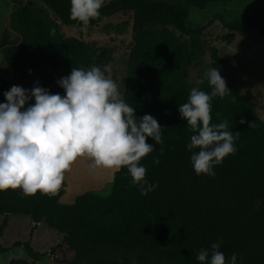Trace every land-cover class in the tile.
<instances>
[{
  "label": "trees",
  "instance_id": "16d2710c",
  "mask_svg": "<svg viewBox=\"0 0 264 264\" xmlns=\"http://www.w3.org/2000/svg\"><path fill=\"white\" fill-rule=\"evenodd\" d=\"M11 1L15 7L0 36L6 75L41 81L51 94L63 96L57 75L70 74L72 67L103 68L110 60L80 39L65 36L62 24L83 27L70 18L69 0ZM219 1L230 0H110L88 25L126 8L157 25L135 37L130 55L138 62L125 64L121 92L138 118L151 115L165 128L163 145L148 137L146 143L152 144L154 151L139 162L146 168L145 179L158 187L142 195L139 186L132 184L127 167H121L113 172L108 194L86 190L70 204L60 202L65 180L55 195L38 191L24 196L21 189L13 194L0 191V229L9 214L27 216L34 224L42 222L62 234L59 246L63 244L72 254L61 264H200L197 252L210 249L219 240L226 262L235 253L237 264H264V121L253 101L223 75L215 46L209 48L210 68L219 69L231 96L212 99L210 123L227 120L229 130L241 134L235 141L237 151L214 166V176L195 174L190 156L199 149L186 148L193 133L178 112L192 87L210 91L206 79L193 85L187 78V66L204 53L203 26L186 24L187 4L203 8ZM254 1L264 4V0ZM217 18L231 32L252 28L264 37V7L230 20L221 14ZM51 29H55L54 35ZM73 55L77 61L70 63ZM6 91L0 78V103L5 102ZM241 119L244 124L239 123ZM253 122L255 126L249 128ZM157 156L159 163L154 164ZM21 245L30 259L15 257L6 264H36L41 253L28 242L13 244ZM6 250L0 245V251Z\"/></svg>",
  "mask_w": 264,
  "mask_h": 264
},
{
  "label": "clouds",
  "instance_id": "9594fccd",
  "mask_svg": "<svg viewBox=\"0 0 264 264\" xmlns=\"http://www.w3.org/2000/svg\"><path fill=\"white\" fill-rule=\"evenodd\" d=\"M103 3L70 0V18L86 29L90 20L100 16ZM50 33L54 35L55 29ZM110 72L108 66L72 67L70 74L56 81L64 90L63 96L51 94L38 82L31 89L13 85L4 92L5 102L0 103V191L21 189L24 196L38 191L55 195L64 173L80 157H87L94 169L127 167L132 184L139 186L142 195L158 187L145 179L146 168L139 162L154 151L153 145L146 143L148 137L163 145L165 128L151 115L136 116L134 108L121 98ZM205 79L210 91L192 87L178 112L193 133L186 148L199 149L190 156L195 174L211 177L214 166L235 154V141L241 133L231 132L227 120L210 123L212 99L231 96V91L216 67L208 69L196 83ZM254 126V122L249 124V128ZM153 163H159L158 156ZM221 243L219 240L210 249L201 248L196 260L200 264H237L235 253L226 262L219 250Z\"/></svg>",
  "mask_w": 264,
  "mask_h": 264
},
{
  "label": "rangeland",
  "instance_id": "374dc122",
  "mask_svg": "<svg viewBox=\"0 0 264 264\" xmlns=\"http://www.w3.org/2000/svg\"><path fill=\"white\" fill-rule=\"evenodd\" d=\"M29 1L40 3L39 0H24V2ZM109 1L104 0L103 5L108 4ZM120 1L121 3L126 2V0ZM167 1L176 2V0ZM14 7L11 0H0V36L2 31L8 27L9 13ZM260 7H264V4L254 0L212 2L203 8L187 4L186 24L193 28L203 26L201 39L204 44V53L196 62L187 66L186 74L189 83L197 85L196 81L203 79L205 72L210 69L209 48L215 46L222 59L223 75L241 94L253 101L257 115L264 121V37L259 36L252 28L241 33L231 32L217 18V15L221 14L226 20H230L254 12ZM120 23H123V26H118ZM62 28L65 36L80 39L89 47L94 48L97 53L110 59L106 66L110 68V78L116 83L122 98L125 64L138 62L130 55L134 39L144 30L156 29L157 25L147 16L135 15L131 9L126 8L103 18L96 25L86 29L82 26L66 24H62ZM174 32L179 34L178 30ZM181 39L185 40L186 37L182 36ZM76 61L75 55L69 60L70 63ZM140 75L137 76V80H140ZM63 76L66 75H57V78L60 79ZM0 78L6 83L7 90L13 85L31 89L37 82L6 75L1 56ZM38 84L46 88L41 81ZM90 164L91 161L87 157H80L64 173L66 187L61 202L71 203L75 196L86 190L102 195L108 194L113 172L116 169H94L90 167ZM18 190L8 189L6 191L8 194H13ZM2 220L3 216L0 215V226ZM61 240V233L49 229L42 222L34 224L27 216L9 214L6 225L0 229V245L7 248L6 251H0V264H6L15 257L30 259L22 245L13 246L16 241L28 242L34 250L41 253L36 264H61L72 256L63 244L59 246Z\"/></svg>",
  "mask_w": 264,
  "mask_h": 264
},
{
  "label": "crops",
  "instance_id": "0c3cea01",
  "mask_svg": "<svg viewBox=\"0 0 264 264\" xmlns=\"http://www.w3.org/2000/svg\"><path fill=\"white\" fill-rule=\"evenodd\" d=\"M63 196V195H62ZM62 196L60 197V202H61V198H62ZM63 203V202H62ZM72 203V202H71ZM64 204H67V203H64ZM68 204H70V203H68Z\"/></svg>",
  "mask_w": 264,
  "mask_h": 264
}]
</instances>
